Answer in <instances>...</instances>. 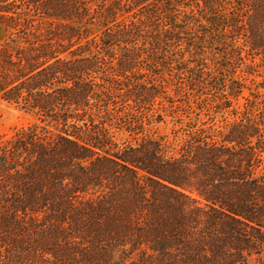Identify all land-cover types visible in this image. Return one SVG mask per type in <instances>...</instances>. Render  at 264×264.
Masks as SVG:
<instances>
[{"label": "trees", "instance_id": "16d2710c", "mask_svg": "<svg viewBox=\"0 0 264 264\" xmlns=\"http://www.w3.org/2000/svg\"><path fill=\"white\" fill-rule=\"evenodd\" d=\"M0 23L2 99L36 117L0 144V264H264V93L235 77L264 67V0H0ZM171 90L196 108L176 145L151 133Z\"/></svg>", "mask_w": 264, "mask_h": 264}, {"label": "rangeland", "instance_id": "374dc122", "mask_svg": "<svg viewBox=\"0 0 264 264\" xmlns=\"http://www.w3.org/2000/svg\"><path fill=\"white\" fill-rule=\"evenodd\" d=\"M5 38H6V31L3 25L0 23V47L2 43L4 42ZM181 47H183V50H185L183 53L185 57L184 59L186 60V63L189 65L190 62L188 60H192V59H191L190 53L186 52L187 51V49H185L187 47L186 42H183V46ZM214 58L216 57L213 56V53H210L209 51L206 53L205 59L208 62L209 71H212V72L215 71L214 63L216 60ZM257 61L261 62L259 58L257 59ZM252 69L254 71L252 74H249V75L242 73L240 69H238L237 74H235V77L240 78L247 84L248 88H246L244 91L245 96H250L251 92L257 93L258 91H261L262 93H264V89L261 87V86H264V67H255ZM176 71L177 70L174 71L175 72L174 74H176ZM176 76L172 77L169 74H167L166 76H163V77H165L166 80L171 79L176 82L177 80ZM245 78H247V80ZM184 81H187V78L186 79L184 78ZM4 83H9V80H6L5 78L4 58L0 51V144L3 141L9 139L12 135H14L16 131L26 129L27 127H29L31 124H33L36 121L35 115L21 111L15 105L10 104L9 102L2 99V94H3V91L5 90ZM173 89H176V88H173ZM170 93H171V96L174 97V100H176V103L178 104V106H181V108H179L177 110V113L175 114L176 116H178V118H173L172 116L167 115L166 122L154 124V130L151 133L154 136L167 135L170 137L171 140L175 142V145H176L178 142L181 141L184 135V131L180 130L182 126L178 121H184L183 124H186V122H189L190 120L189 117L190 115L192 117V113L196 110V108L193 107L192 109L191 107L188 106L187 104L189 103L188 94L186 93H182V95L177 94L173 90H171ZM195 98H196V101L192 100L190 101V103H193V102L194 103H209L208 98H206L205 95L202 97H195ZM250 98L255 99L254 96H251ZM211 100L212 102L213 100H215L218 103L219 102L221 103V100L218 101L217 95ZM244 102H245V99L241 98L240 103H244ZM171 109L172 108L170 107V110ZM113 114L115 115V117H117V114L120 116L119 111L117 112L114 111ZM193 114L195 117V113ZM120 117H122V115ZM203 118L207 120V117H205L204 115H203ZM178 130L180 131L178 132ZM115 133H116L117 139L120 142H123L125 140H133V137L130 136V134L126 132L125 130L121 131V130L116 129ZM175 139H177V141H175Z\"/></svg>", "mask_w": 264, "mask_h": 264}]
</instances>
